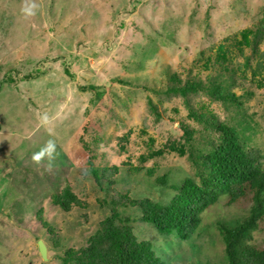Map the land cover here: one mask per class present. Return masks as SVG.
Here are the masks:
<instances>
[{"label": "rangeland", "instance_id": "rangeland-1", "mask_svg": "<svg viewBox=\"0 0 264 264\" xmlns=\"http://www.w3.org/2000/svg\"><path fill=\"white\" fill-rule=\"evenodd\" d=\"M32 4L34 15H28L24 9ZM263 21L264 0H0V264H63L60 258L86 247L110 214L113 192L161 204L173 198L171 186L189 178L192 166L163 149L169 119L198 132L201 127L187 118L186 100L220 119L225 109L206 94L193 98L189 92L185 99L161 97L160 117L150 113L143 94L160 73L177 75L174 87L190 78V89L194 82L210 88L222 65L234 70L240 84L229 91L244 106L236 122L239 128L247 119L257 123L248 140L262 149L263 163L264 35L255 40ZM9 76L13 86L4 83ZM26 76L31 80L23 81ZM82 87L98 88L100 98L81 93ZM128 89L138 91L129 114L119 109ZM49 140L55 159L49 167L45 155L37 165L32 157ZM158 151L163 156L132 172L139 156ZM105 169L111 172L104 177ZM165 177V186H158ZM65 188L82 207L69 213L49 207L51 196ZM136 214L128 208L124 216ZM37 215L48 219L58 247L46 229L35 240L27 237ZM247 216L221 203L199 216L185 241L151 229L141 239L152 242L165 264H223L218 226ZM261 238L253 232L250 244Z\"/></svg>", "mask_w": 264, "mask_h": 264}, {"label": "trees", "instance_id": "trees-1", "mask_svg": "<svg viewBox=\"0 0 264 264\" xmlns=\"http://www.w3.org/2000/svg\"><path fill=\"white\" fill-rule=\"evenodd\" d=\"M78 24L83 29L87 25L82 21ZM262 35L264 21L257 29L255 40ZM252 57L260 58L261 55L253 52ZM219 60L224 62L225 57ZM219 65L221 64L218 63L212 71ZM246 67H249V63ZM215 74L219 79L212 80L210 88L194 82L192 88L188 89L190 78L182 87H174L179 79L177 75H169L167 72L160 73L157 82H151L153 89L143 95L147 99L148 111L158 117L161 97L171 98L175 94L185 99L191 92L193 98L203 93L221 103L225 109L224 118L220 119L202 106L197 111L189 105L190 100H186L187 118L201 127V131L194 132L184 123L169 119L171 129L168 144L163 149L165 152H175L180 157H187L192 166L190 177L182 180L179 185L171 186V189L167 187L175 191V194L166 204L148 199H130L113 192L109 200L110 214L99 224L98 231L88 240L86 247L68 251L60 258L63 264H165L157 257L152 242L141 239L142 234L151 229L162 238L173 235L180 241H185L198 227L199 216L221 203L224 208H242L248 214L243 220H236L229 225L219 224L218 234L224 246L223 264H264V162H260L263 151L257 146H250L248 140L257 123L247 119L239 128L236 122L244 106L240 97L229 91L230 87L240 84L235 71L222 65L221 71ZM22 80L29 81L31 77L26 76ZM4 83L10 86L16 84L11 76ZM222 83L223 86L219 85ZM93 88L82 87L80 92L89 91L93 93L92 99L100 98L98 88ZM137 94L138 91L132 89L125 92L120 99L122 106L119 109L122 113H130L132 100ZM91 102L93 106L95 102ZM97 106L98 109L101 108L100 104ZM88 115L87 110L84 116ZM89 123V120L85 121L84 131ZM128 136L130 132L124 136L126 140ZM81 144L84 145L82 141ZM163 154L158 151L139 156L137 167L132 172L138 174L148 163ZM110 172L111 170H103V176H108ZM152 172L153 170H149L148 173ZM93 176L96 181L99 180L97 175ZM166 182L165 177L159 179L157 184L164 187ZM113 186L114 182L109 181L108 187ZM106 204L104 200L102 205ZM49 207L69 213L75 207H82V204L70 188H65L51 196ZM128 208L136 210L135 218L124 216ZM34 223V229L27 237L35 240L36 234L41 229H46L51 242L58 247L53 230L48 228V219L37 215ZM255 231L262 238L259 242L250 244Z\"/></svg>", "mask_w": 264, "mask_h": 264}, {"label": "clouds", "instance_id": "clouds-1", "mask_svg": "<svg viewBox=\"0 0 264 264\" xmlns=\"http://www.w3.org/2000/svg\"><path fill=\"white\" fill-rule=\"evenodd\" d=\"M36 7L35 4H32L28 7H26L24 9V11L28 14V15H34L33 9ZM43 122L47 123L48 121V117L45 115L43 118ZM55 151V144L53 143V141L49 140L47 145L43 148H41V150L34 154L32 157V160L39 165L42 161V159L45 157V155H47V157L49 158V167H51V163L52 161L55 159L53 153Z\"/></svg>", "mask_w": 264, "mask_h": 264}, {"label": "water", "instance_id": "water-1", "mask_svg": "<svg viewBox=\"0 0 264 264\" xmlns=\"http://www.w3.org/2000/svg\"><path fill=\"white\" fill-rule=\"evenodd\" d=\"M39 250H41V251H42V247H41V248H39Z\"/></svg>", "mask_w": 264, "mask_h": 264}]
</instances>
